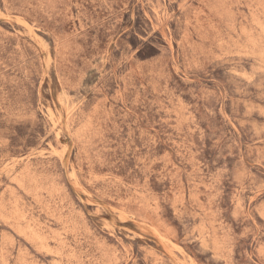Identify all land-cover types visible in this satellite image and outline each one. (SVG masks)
Wrapping results in <instances>:
<instances>
[{
  "label": "rangeland",
  "instance_id": "obj_1",
  "mask_svg": "<svg viewBox=\"0 0 264 264\" xmlns=\"http://www.w3.org/2000/svg\"><path fill=\"white\" fill-rule=\"evenodd\" d=\"M0 264H264V0H0Z\"/></svg>",
  "mask_w": 264,
  "mask_h": 264
}]
</instances>
